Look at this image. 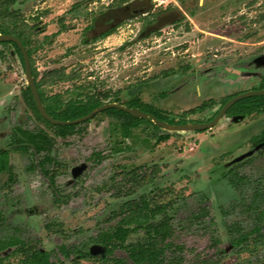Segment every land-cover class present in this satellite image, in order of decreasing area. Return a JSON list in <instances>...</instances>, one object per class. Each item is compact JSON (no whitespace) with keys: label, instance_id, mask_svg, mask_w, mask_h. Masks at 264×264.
Wrapping results in <instances>:
<instances>
[{"label":"rangeland","instance_id":"obj_1","mask_svg":"<svg viewBox=\"0 0 264 264\" xmlns=\"http://www.w3.org/2000/svg\"><path fill=\"white\" fill-rule=\"evenodd\" d=\"M0 10L30 33L38 79L54 69L72 76L44 85L46 94L60 93L65 100L89 92L118 97V104L139 97L169 118L196 124L210 120L220 98L257 88L264 74V0H16ZM26 86L19 54L0 44V150H9L13 173L12 179L0 173V240L17 236L47 251L60 245L90 249L112 211L146 195L152 206L172 203L168 215L176 228L173 240L186 249L184 264L210 258L217 264H264L263 246L251 240L240 252L231 243L250 232L264 211L253 197L254 188L264 186V144L251 141L264 129V114L223 117L201 132L142 124L125 137L115 120L98 112L84 133L55 139L62 166L52 187L32 168L37 160L11 144L15 124L36 126L21 96ZM208 99L216 103L188 113ZM163 134L170 138L159 142ZM109 147L114 151L102 162L88 160ZM141 166L157 170L154 181L130 198L113 197L107 189L112 177ZM231 172L242 181L230 183ZM204 205L214 220L211 228L209 219L191 220ZM46 223H52L50 230ZM212 234L221 253L212 249ZM142 236L133 234L129 241ZM12 250L2 253L5 264L18 261ZM58 257L63 264L77 263Z\"/></svg>","mask_w":264,"mask_h":264},{"label":"trees","instance_id":"obj_2","mask_svg":"<svg viewBox=\"0 0 264 264\" xmlns=\"http://www.w3.org/2000/svg\"><path fill=\"white\" fill-rule=\"evenodd\" d=\"M16 0H0V6L6 7L14 3ZM6 11V10H5ZM9 13L0 10V33L11 34L16 36L28 51L31 61L32 74L35 81L37 91L41 101L48 113L54 120L68 122L82 118L96 108L106 103H120L118 97L113 99L107 93H85L79 94L76 97H71L65 100L60 93L48 95L44 90V85L54 80L69 81L72 76L66 73L63 69H54L44 77L39 78L37 69L32 62V51L30 45L32 37L27 32L26 28L20 25L15 18H8ZM62 26L61 29H63ZM112 29L104 35H108ZM0 44H10L14 46L19 54L22 63V53L15 42L6 41ZM258 89H264V75L260 80ZM22 99L28 110L32 113L36 126L33 128L26 127L24 124H15L12 127L11 144L16 150L29 153L33 159L32 168H39L41 173L49 180L53 187L56 184V178L59 175L58 168L62 166L56 155V138L66 139L75 135L84 133L85 125L92 121L96 116L83 122L73 124H55L45 119L38 111L32 91L29 86H26L21 92ZM233 95L221 98L220 108L210 118L213 119L221 107ZM106 100H109L106 102ZM216 103L215 100L209 99L203 101L199 106L188 111L190 114L203 112ZM130 108H139L143 112L155 117L158 120L165 121L170 125L194 123L186 118L176 120L169 118L168 112L162 110L152 104L142 102L139 97L123 103ZM105 114L115 120L125 137L130 135L132 129L140 127L142 124H152L157 127L151 120L132 116L130 113L119 108H108L99 112ZM264 114V95H254L243 98L233 104L227 111V116H244ZM52 134V135H51ZM170 134H163L158 137L159 142L167 141ZM255 145L264 143V129L251 139ZM104 151L93 152L88 160L100 163L108 158L114 151L113 147L107 148ZM41 156L39 159L38 157ZM7 171L12 179L13 173L9 165V150H0V173ZM157 170L152 168L149 172L145 167H136L130 171H123L115 174L111 179V186L107 189H112L111 195L117 198H130L146 183L154 181ZM232 175V172L230 173ZM229 174V175H230ZM116 176L122 177L116 179ZM229 178V182L234 184L241 178L233 174ZM235 176V178H234ZM116 179V181H115ZM264 180V179H263ZM259 181V180H258ZM257 181V182H258ZM58 191V190H57ZM254 202L257 205L264 203V186L259 184L253 191ZM172 203L154 204L146 195H141L137 198L126 200L118 210L112 211L107 218L108 225L106 228L99 230L98 234L92 238V242L104 248L103 253L92 254L90 249L79 246L60 245L56 251H47L39 246L38 242L25 241L17 236L0 240V264H5V259L8 256H3L2 253L6 250L13 249L10 255L18 256L19 259L15 264H63L58 256L65 259L76 261L78 264L80 259L94 260L97 264H184L186 262L184 252L185 248L182 244L176 243L173 239L176 236V228L174 227L173 218L168 215ZM261 212V213H260ZM259 212L258 220H256L252 230L248 233H239L233 238L231 243L234 247H241L240 252L248 250L247 243L252 240L255 247H264V211ZM211 212L209 206H203L191 214V220L199 224H204L206 219L210 221V227L214 225V220L210 217ZM160 216V218H159ZM4 223V218L0 214V228ZM46 228H52V223H46ZM143 233L142 237L135 241H129L133 234ZM212 249L214 252L221 253L223 249H219L220 240L211 235ZM193 249H187L191 252ZM116 251H122L124 255L116 256ZM56 257L55 260L53 257ZM61 261V262H60ZM197 264H217L215 259H201Z\"/></svg>","mask_w":264,"mask_h":264},{"label":"water","instance_id":"obj_3","mask_svg":"<svg viewBox=\"0 0 264 264\" xmlns=\"http://www.w3.org/2000/svg\"><path fill=\"white\" fill-rule=\"evenodd\" d=\"M6 41H12L15 42L17 44V46L19 47L22 56H23V60H24V69H25V76H26V81H27V85L30 87L31 91H32V95L36 104V107L38 109V111L40 112V114L47 120H49L52 123L55 124H73V123H78V122H83L85 120H88L90 118H92L95 114H97L98 112L104 110V109H108V108H119L121 110H124L128 113H130L132 116L138 117V118H143V119H149L151 120L156 126H159L165 130H169V131H202V130H207L209 128H212L213 126H215L219 120L221 118H223V116L225 115L226 111L233 105L235 104L237 101L246 98V97H250V96H254V95H264V89L261 90H250L247 92H243L240 93L236 96H234L233 98H231L219 111V113L216 115V117L209 121V122H203V123H196V124H179V125H170L169 123L165 122V121H161L156 119L155 117L150 116L149 114L143 112L142 110H140L139 108H130L118 103H106L98 108H96L94 111H92L90 114L79 118L77 120L74 121H68V122H62V121H57L54 120L51 116L48 115L42 101L40 98V95L37 91L36 85H35V81L33 78V74H32V68H31V61L29 58V54L27 49L25 48V46L22 44V42L14 35L11 34H0V43L2 42H6ZM90 252L94 255L99 254V253H103L104 252V248L99 246V245H94L90 248Z\"/></svg>","mask_w":264,"mask_h":264},{"label":"flooded vegetation","instance_id":"obj_4","mask_svg":"<svg viewBox=\"0 0 264 264\" xmlns=\"http://www.w3.org/2000/svg\"><path fill=\"white\" fill-rule=\"evenodd\" d=\"M0 34H1V33H0ZM11 42H12V41H11ZM23 62H24V60H23ZM23 65H24V64H23ZM263 75H264V74H263ZM261 77H262V76H261ZM260 80H261V79H260ZM259 85H260V83H259ZM27 86H28V85H27ZM258 87H259V86H258ZM258 87L255 88V89H249V90H245V91H239V92H236V93L232 94L233 96H232L231 98H233L234 96H236V95H238V94H240V93L247 92V91H250V90H261V89H258ZM228 96H230V95H228ZM224 97H226V96H224ZM222 98H223V97H222ZM231 98H230V99H231ZM220 99H221V98H220ZM220 99H219V100H220ZM230 99H229V100H230ZM208 100H209V99H208ZM229 100H228V101H229ZM205 101H206V100H205ZM228 101H227V102H228ZM227 102H226V103H227ZM226 103H225V104H226ZM225 104H224V105H225ZM121 105H123V104H121ZM224 105H223V106H224ZM124 106H125V105H124ZM223 106H222V107H223ZM222 107H221V108H222ZM219 111H220V110H219ZM227 111H228V110H227ZM227 111H226V113H227ZM218 113H219V112H218ZM218 113H217V114H218ZM226 113H225V115H224L223 117H228V118L244 117V116H227ZM215 117H216V116H215ZM215 117H214V118H215ZM214 118H213V119H214ZM213 119H210L209 121H211V120H213ZM209 121H207V122H209ZM194 123H195V122H194ZM199 123H203V122H199ZM188 124H193V123H188ZM195 132H197V131H195ZM198 132H201V131H198ZM259 133H260V132H259ZM259 133H258V134H259ZM253 137H254V136H253ZM251 139H252V138H251ZM263 144H264V143H263ZM258 145H261V144H258ZM258 145H255V144H254L255 147H257Z\"/></svg>","mask_w":264,"mask_h":264}]
</instances>
